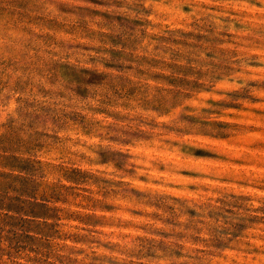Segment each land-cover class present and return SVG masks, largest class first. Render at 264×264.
<instances>
[{"label":"rangeland","instance_id":"374dc122","mask_svg":"<svg viewBox=\"0 0 264 264\" xmlns=\"http://www.w3.org/2000/svg\"><path fill=\"white\" fill-rule=\"evenodd\" d=\"M0 264H264V0H0Z\"/></svg>","mask_w":264,"mask_h":264},{"label":"trees","instance_id":"16d2710c","mask_svg":"<svg viewBox=\"0 0 264 264\" xmlns=\"http://www.w3.org/2000/svg\"><path fill=\"white\" fill-rule=\"evenodd\" d=\"M29 206H30V216L32 217H41V212L39 210H35L37 207L41 208V207H45L46 205L40 203V202H37V201H29Z\"/></svg>","mask_w":264,"mask_h":264}]
</instances>
